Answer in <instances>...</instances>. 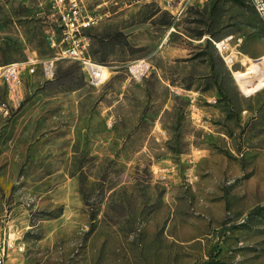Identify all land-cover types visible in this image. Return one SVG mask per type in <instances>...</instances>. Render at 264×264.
<instances>
[{"label": "rangeland", "instance_id": "374dc122", "mask_svg": "<svg viewBox=\"0 0 264 264\" xmlns=\"http://www.w3.org/2000/svg\"><path fill=\"white\" fill-rule=\"evenodd\" d=\"M255 1L82 0L92 86L50 0H0V65L55 62L0 80L2 264H264Z\"/></svg>", "mask_w": 264, "mask_h": 264}, {"label": "built area", "instance_id": "2783aa9c", "mask_svg": "<svg viewBox=\"0 0 264 264\" xmlns=\"http://www.w3.org/2000/svg\"><path fill=\"white\" fill-rule=\"evenodd\" d=\"M50 4L52 16L58 22L62 33V42H65L63 49L56 58H68L77 61L90 85L102 84L108 75L107 67L90 58L87 53L88 39L82 34L85 28L97 22L102 15L91 13L82 0H50ZM255 4L258 11L264 14V3L261 0H256ZM135 68L139 71V65ZM37 69L43 77L52 79L55 74L54 59L39 58L33 52L22 61L0 65V80L11 88L21 75L34 74ZM4 244L0 251V264L3 261L5 247L7 249L12 246L9 240Z\"/></svg>", "mask_w": 264, "mask_h": 264}, {"label": "bare ground", "instance_id": "6f19581e", "mask_svg": "<svg viewBox=\"0 0 264 264\" xmlns=\"http://www.w3.org/2000/svg\"><path fill=\"white\" fill-rule=\"evenodd\" d=\"M218 45H221L220 42H218ZM256 76V79L254 80L255 82V87H260L264 84V69L262 71H260L259 73L255 74ZM254 76V77H255ZM246 76L243 75V73H234V78L237 80V81H240L241 84H243L242 80L245 78ZM246 79V78H245ZM244 79V80H245ZM248 86V85H246Z\"/></svg>", "mask_w": 264, "mask_h": 264}]
</instances>
